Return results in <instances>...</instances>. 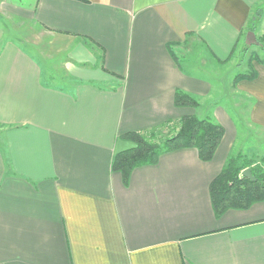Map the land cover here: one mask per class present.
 <instances>
[{
	"label": "crops",
	"instance_id": "0c3cea01",
	"mask_svg": "<svg viewBox=\"0 0 264 264\" xmlns=\"http://www.w3.org/2000/svg\"><path fill=\"white\" fill-rule=\"evenodd\" d=\"M3 11L0 264H264V201L216 215L210 197L230 157L264 162V64L230 85L248 102L256 150H233L242 137L221 111L212 160L164 153L126 183L112 170L133 147L126 133L194 116L199 104L176 106V93L216 98L208 65L232 60L252 18L264 32V0H26Z\"/></svg>",
	"mask_w": 264,
	"mask_h": 264
},
{
	"label": "trees",
	"instance_id": "16d2710c",
	"mask_svg": "<svg viewBox=\"0 0 264 264\" xmlns=\"http://www.w3.org/2000/svg\"><path fill=\"white\" fill-rule=\"evenodd\" d=\"M257 20V16L252 18L246 30L255 28ZM236 49L237 45L232 55ZM255 78L256 72L253 71L237 74L232 87L240 80L251 81ZM174 103L180 107L198 106L192 97L181 92L175 94ZM223 135L224 130L219 124L195 116H184L178 121L140 133H126L122 139L133 147L114 156L112 170L119 172L126 183L136 167L154 164L160 155L180 149H195L200 160L207 162L212 160ZM246 169L251 170L255 181L242 177L241 173ZM210 197L216 215L229 209L244 210L254 203L263 202L264 168L241 153L230 157L220 174L211 182Z\"/></svg>",
	"mask_w": 264,
	"mask_h": 264
},
{
	"label": "rangeland",
	"instance_id": "374dc122",
	"mask_svg": "<svg viewBox=\"0 0 264 264\" xmlns=\"http://www.w3.org/2000/svg\"><path fill=\"white\" fill-rule=\"evenodd\" d=\"M24 2H26V0H0V23L2 24V22H7L9 25H12V20L3 11V8L11 7L12 5L15 6L17 4L22 6ZM16 21L13 20V22ZM247 32H250L251 36H249L248 39L243 40V43H240L237 46L232 60L226 63L222 69L223 71H218L215 67V62L213 61H211L208 65V67L210 66L209 68L212 73L215 74V79H213L217 82V89L221 88L219 91L216 90L212 93V96L216 95V98L198 103L199 107H195L194 116L200 120L207 119L215 124H219L216 114L218 115L222 111V113L229 118L234 128L238 131V134L240 135L239 137H242V140L238 142V147L236 146L233 150L235 152H239V150L242 149L243 153L246 152L247 154H250L251 149L255 148L256 150L257 148L255 147V144H253L255 143L254 138L250 135L252 131L246 124L248 102L243 101L242 99L236 100V97L233 95L230 88L235 75L247 74L250 71L255 72L254 66L256 64H264V32L258 30L257 26ZM179 57L181 58V63L184 62L185 64L186 62L182 61L183 57L180 55ZM186 58L188 59V57ZM187 62V65L190 67L197 66L199 64V61L195 57L194 61L187 60ZM55 71L57 72V69ZM57 75L64 77L62 73ZM56 85L61 86L62 83L59 81L58 83L56 82ZM261 150L264 151L263 148H261ZM258 158L259 157H256L254 161L259 163L264 168V162Z\"/></svg>",
	"mask_w": 264,
	"mask_h": 264
},
{
	"label": "water",
	"instance_id": "95a60500",
	"mask_svg": "<svg viewBox=\"0 0 264 264\" xmlns=\"http://www.w3.org/2000/svg\"><path fill=\"white\" fill-rule=\"evenodd\" d=\"M242 177L250 180V181H255V178L252 176L251 174V170L250 169H246L241 173Z\"/></svg>",
	"mask_w": 264,
	"mask_h": 264
}]
</instances>
